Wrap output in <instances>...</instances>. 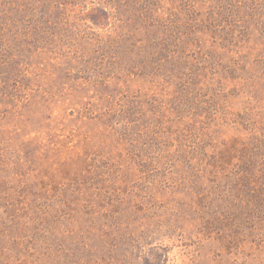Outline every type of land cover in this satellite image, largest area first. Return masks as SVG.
I'll return each mask as SVG.
<instances>
[{
	"label": "rangeland",
	"instance_id": "1",
	"mask_svg": "<svg viewBox=\"0 0 264 264\" xmlns=\"http://www.w3.org/2000/svg\"><path fill=\"white\" fill-rule=\"evenodd\" d=\"M0 264H264V0H0Z\"/></svg>",
	"mask_w": 264,
	"mask_h": 264
},
{
	"label": "trees",
	"instance_id": "2",
	"mask_svg": "<svg viewBox=\"0 0 264 264\" xmlns=\"http://www.w3.org/2000/svg\"><path fill=\"white\" fill-rule=\"evenodd\" d=\"M221 4H218L217 7H219ZM221 8V6H220ZM227 13H229V15H231V12L233 10V8H225L224 9ZM216 13L219 15L221 14V11H216ZM209 14H213V12H210ZM162 28H163V31H162V37L165 39V43H168V41H171L172 43V40L174 41V39L176 38V33L174 32V30H172L170 27H169V21H163L162 23Z\"/></svg>",
	"mask_w": 264,
	"mask_h": 264
}]
</instances>
